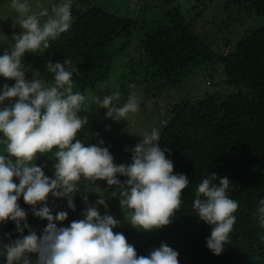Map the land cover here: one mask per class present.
<instances>
[{
  "label": "clouds",
  "instance_id": "obj_1",
  "mask_svg": "<svg viewBox=\"0 0 264 264\" xmlns=\"http://www.w3.org/2000/svg\"><path fill=\"white\" fill-rule=\"evenodd\" d=\"M71 6L72 0H63L50 11L42 5L34 11L27 0L11 3L18 13L21 31L11 36L12 44L0 55V77L15 81L0 91V105L10 102L0 108V223L12 221L18 233L28 229V234L8 243L0 242L6 264H179V253L166 243L147 256H138L125 235L113 231L120 221L107 214L104 195L97 194L100 198L96 204L88 205L83 218L73 220L67 227L57 224H63L68 213L60 211L53 216L47 206L51 194L54 199H66L67 207L75 211L73 197L79 192L81 179L94 187L95 181L102 180L108 187L119 189L120 209L128 210V224L151 232L172 222L183 203L182 192L189 185L186 174H173L174 164L166 157L167 149L158 146L160 129L153 128L140 136V142L131 149L128 165L114 164L108 148L102 146L103 140L99 146H86L77 138L89 122L88 115L82 117L80 113H89L90 106L95 105L106 110L105 118L126 121L139 110L135 92L119 106L115 103L119 92L103 98L86 97L75 90L73 77L80 73L71 59L47 63V71L54 74L52 82L41 78L37 70L32 71L31 80L25 78L30 69L22 63L24 54L43 53L50 41L70 30ZM47 153H53L56 161L54 178L46 176L43 166L34 163ZM117 176L127 179L121 183ZM216 180L217 175L211 173L198 184L193 209L199 220L211 227L207 248L220 255L228 244L236 222L233 213L239 205L229 196V178H220L218 184ZM21 196L35 217L47 221L39 235L26 223L27 213L18 204ZM111 197L115 198V193ZM82 198L87 204V196ZM37 205H41L38 210ZM97 205L104 206L103 216ZM256 214L264 227V199L259 201Z\"/></svg>",
  "mask_w": 264,
  "mask_h": 264
},
{
  "label": "trees",
  "instance_id": "obj_2",
  "mask_svg": "<svg viewBox=\"0 0 264 264\" xmlns=\"http://www.w3.org/2000/svg\"><path fill=\"white\" fill-rule=\"evenodd\" d=\"M169 1L174 0H164ZM233 1L245 13L264 19V0ZM198 10L195 18L202 8ZM71 15L74 18L68 32L50 41L43 53L23 57L48 82L53 81L54 74L47 71V63L71 59L80 73L73 77L75 90L84 94L107 79L114 56L125 49L128 40L121 44L117 41L128 37L137 22L97 4L85 11H72ZM138 49L139 62L135 64L151 73L146 81L159 80L163 82L161 87L176 89L194 70L217 61L224 83L236 90L183 99L162 112L167 120L162 122L158 146L167 149L166 157L174 164L173 174H186L189 185L182 192L183 203L172 222L155 230L137 255L147 256L166 243L179 253V264H264V227L256 214L259 201L264 199V25L247 32L233 48L216 56L176 8L142 34ZM208 80L207 85L212 83L211 78ZM130 163L131 159H124L117 165ZM211 173L217 175V184L220 178H229V196L239 205L233 213L236 222L228 244L220 255L207 248L211 227L200 221L193 209L198 184ZM116 178L121 183L127 179ZM105 191L115 193L119 203L116 186L106 183ZM19 205L29 207L24 201ZM124 211L128 214L127 209ZM39 220L42 226L47 225V221ZM27 234L28 229L18 233L12 221L0 223V236L6 243ZM0 264H6V257L0 256Z\"/></svg>",
  "mask_w": 264,
  "mask_h": 264
},
{
  "label": "rangeland",
  "instance_id": "obj_3",
  "mask_svg": "<svg viewBox=\"0 0 264 264\" xmlns=\"http://www.w3.org/2000/svg\"><path fill=\"white\" fill-rule=\"evenodd\" d=\"M27 2L34 11L38 10L37 5H42L50 11L53 5L62 3L63 0H27ZM11 3L12 0H0V55H3L7 47L12 44L11 36L19 34L21 31L17 25L18 13L11 7ZM91 4H97L119 17L131 18L137 22L136 29H132L128 37H122L117 41L121 44L128 40L125 49L114 56L107 79L95 88L87 89L84 94L88 98L92 96L103 98L105 95L119 92L120 98L115 102L119 106L127 101L131 92H135L139 102L138 112L130 114L126 121L120 120L119 122L105 118L106 110L99 109L95 105L90 106L89 113L79 114L82 117L88 115L89 122L77 134V138L86 146L89 144L99 146V141L103 140L102 146L108 148L116 165L124 159H131V149L140 142V136L144 132L150 133L153 128L161 130L164 127L162 122L167 119L162 116V112L170 110L179 101L200 99L205 94H230L236 90L224 83L222 66L217 61L194 70L176 89L161 87L163 82L159 80L146 81L147 77L151 76V73L147 72L148 68L135 64V62H139L140 55L138 41L144 32L160 22L165 14L178 8L185 20L193 24L195 34L217 56L225 54L229 47L233 48L247 32L264 25V19L261 16L245 13L243 9L235 5L233 0H174L169 2H164V0H72L70 11H85ZM201 8V13L195 18L194 15ZM73 18L72 16V20ZM25 54L32 53L26 52ZM22 63L30 69L25 73V78L31 80L32 71L35 69L26 62L24 57ZM208 78H211L212 81L209 85L206 83L209 81ZM5 84L11 87L15 81L0 77V91L3 90ZM130 85H135V88H131ZM9 103V101H5L0 105V108L8 106ZM97 133L98 135H96ZM54 151L55 149L53 153ZM2 152L3 146L0 145V153ZM53 153L38 156L34 161L37 166H43L45 175L50 178H54L53 164L56 162ZM14 182L19 183L15 179ZM95 186L99 189L90 186L89 182L83 178L81 179L78 184L79 192L73 197L75 211L67 207L66 199H54L49 194L46 203L52 209L53 216L60 211L68 213L67 219L63 224H57V227H67L73 220L82 219V213L86 207L95 205L100 198L98 195H104L107 214L120 221V226L114 228L113 231L122 232L137 251L155 230L142 232L134 229L128 224V214L124 209L121 210L117 200L105 191L106 181H95ZM84 196H87V204L82 198ZM22 201L23 197L21 196L18 204ZM36 207L38 210L41 205ZM22 209L24 211L32 210L30 206ZM97 209L102 216L105 214L104 206L97 205ZM29 215L32 213H27L26 219ZM29 219V227L39 235L46 225L42 226L39 219H34L31 216ZM0 242L6 243L1 236ZM0 256L5 257L2 249H0ZM32 259H35L34 255Z\"/></svg>",
  "mask_w": 264,
  "mask_h": 264
}]
</instances>
